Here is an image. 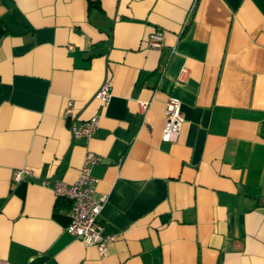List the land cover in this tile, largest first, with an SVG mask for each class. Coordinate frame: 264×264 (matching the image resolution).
Instances as JSON below:
<instances>
[{
    "label": "crops",
    "instance_id": "0c3cea01",
    "mask_svg": "<svg viewBox=\"0 0 264 264\" xmlns=\"http://www.w3.org/2000/svg\"><path fill=\"white\" fill-rule=\"evenodd\" d=\"M168 96L175 142L161 140ZM68 100L77 121L101 115L87 142ZM87 150L116 236L104 257L65 231L71 202L45 183L73 182ZM21 168L33 179L14 183ZM0 260L264 264V0H0Z\"/></svg>",
    "mask_w": 264,
    "mask_h": 264
},
{
    "label": "built area",
    "instance_id": "2783aa9c",
    "mask_svg": "<svg viewBox=\"0 0 264 264\" xmlns=\"http://www.w3.org/2000/svg\"><path fill=\"white\" fill-rule=\"evenodd\" d=\"M148 47L159 49L163 45V33L160 30L151 32L146 40ZM186 68H182L178 80L183 81ZM112 82L105 78L97 88L94 98L102 106H106L111 98ZM139 107L146 112L149 101L139 100ZM73 103L68 100L63 110V117L67 121V127L73 140H90L99 127L100 113H96L86 120L77 121L73 115ZM164 123L161 130V140L175 142L181 131L184 117L181 111V102L175 96H168L164 105ZM100 161V157L94 152L87 150L83 156L79 173L71 182L62 180L45 181L49 184L57 197L71 202L70 221L65 231L75 238L80 239L85 246H94L99 256L107 254L109 245L115 240L114 235H103L100 212L106 201V194H95L97 178L91 174L93 165ZM33 179V171L29 168L13 170L12 181L20 183ZM0 264H10L0 260Z\"/></svg>",
    "mask_w": 264,
    "mask_h": 264
},
{
    "label": "trees",
    "instance_id": "16d2710c",
    "mask_svg": "<svg viewBox=\"0 0 264 264\" xmlns=\"http://www.w3.org/2000/svg\"><path fill=\"white\" fill-rule=\"evenodd\" d=\"M89 4L91 5V2H89ZM60 199H63V198H60V197H59V200H60Z\"/></svg>",
    "mask_w": 264,
    "mask_h": 264
}]
</instances>
